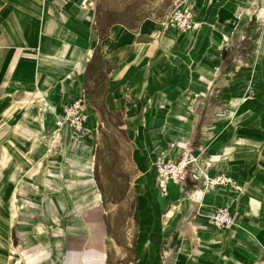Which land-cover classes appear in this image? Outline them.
I'll return each mask as SVG.
<instances>
[{
	"label": "crops",
	"instance_id": "0c3cea01",
	"mask_svg": "<svg viewBox=\"0 0 264 264\" xmlns=\"http://www.w3.org/2000/svg\"><path fill=\"white\" fill-rule=\"evenodd\" d=\"M185 1L198 22L189 31L164 27L151 0H91L88 8L79 0H0V149L15 135L12 144L31 148L39 168L34 175L29 170L34 185L23 205L41 221L13 241L17 263L55 262L51 245L58 238L64 251L66 244L62 217L84 211L95 218L98 250L79 264H264V130L259 137L246 122H229L233 114L243 117V95L236 91L246 89L251 72L264 77V0ZM251 20L260 31L249 37L261 38L254 63L235 46ZM183 86L189 91L181 97L176 92ZM80 95L91 131L74 137L58 120L62 104ZM203 118L208 121L197 134ZM8 119L14 120L9 126ZM103 129L125 142L124 150L112 145L101 159L100 167L111 171L98 182L92 168ZM182 145H206L217 156L214 171L228 172L245 190L221 185L205 193L188 181L184 190L171 184L161 194L153 160L161 151L177 157ZM68 151L74 173L53 172ZM251 159L254 170L244 162ZM18 164L11 166L15 181ZM83 164L89 169L77 168ZM219 203L230 204L234 224L215 225L210 211ZM116 206L131 212L126 230L135 239L127 244L135 254L112 261L105 214ZM75 218L73 231L87 233L86 224L76 229ZM86 239L88 246L93 238ZM6 261L3 256L0 264Z\"/></svg>",
	"mask_w": 264,
	"mask_h": 264
},
{
	"label": "rangeland",
	"instance_id": "374dc122",
	"mask_svg": "<svg viewBox=\"0 0 264 264\" xmlns=\"http://www.w3.org/2000/svg\"><path fill=\"white\" fill-rule=\"evenodd\" d=\"M180 0H151V10L156 12L157 15H160L164 18L166 14H168L171 10V8L174 6L176 2ZM257 6V5H256ZM264 11L261 9V13ZM252 12V10L250 11ZM262 14L261 16H263ZM161 18V19H163ZM258 22L255 20H251L248 23L243 24L244 31L242 34H244L240 39H237L235 41V46L241 47V49L246 50V58L248 63H254L255 61H258V58L260 57L258 54L259 47H260V41L261 38L254 39V35L252 37H249V35L252 34H258L257 32L260 31L258 28ZM262 50L264 51V40H262ZM264 58V56H263ZM251 79L252 81L247 82L246 89L245 87H240V91H236V93H242V118L238 120H234V114L231 117V120L229 119V122L236 121L238 122H246L247 127H251L252 129H255L258 133L257 136H263L260 134V131L264 130V77L260 76V72H251ZM187 86L181 87L176 94L178 96H185V93L188 92ZM200 95V94H199ZM202 95V94H201ZM201 98V97H200ZM5 109V108H4ZM14 120L8 119L6 120L7 126L11 124ZM208 120L206 119H199L197 125H196V133L200 134L204 131L205 123ZM4 122V121H2ZM1 122V123H2ZM105 128H108L106 126ZM15 135L8 136L6 142L8 143L4 149H0V260L3 256L6 257L7 264H11L12 262H15V264H29V263H17L15 259L16 254V246L12 245L13 241H17L20 234L29 233L28 230H31V228L34 227V224H37L41 221V218L36 220V216L33 214L32 209H29L27 206L23 205L26 202V199L24 196H31V189L30 187L33 186V182L31 181L30 174L31 170L35 174L36 171L39 170L37 168L38 166L33 164V155L31 148L26 147L30 151L23 150V148L19 145H13V139ZM264 137V136H263ZM22 139H25V137H22ZM98 139L100 142L97 145L96 149V163L94 167L92 168V171L95 173L96 178L99 182V179L103 178L104 176L110 175V168L108 166H101L103 160L106 156L111 155L112 152V145L118 146L120 149L123 148V143L125 142L123 135L119 134L118 132L112 130H102V134L99 135ZM198 142L195 140L194 145H196ZM12 146V147H11ZM76 146V143L75 145ZM3 147V146H2ZM84 151V150H83ZM81 151V152H83ZM54 152V151H53ZM50 153L51 156L57 157L58 154ZM71 152V151H70ZM121 154V153H120ZM26 157L27 161L24 160ZM68 156L69 151L67 152L65 158L62 160L60 165H57L55 168L57 170L54 171L55 173H74L72 170V167H69L68 165ZM130 158V156L128 155ZM25 158V159H26ZM17 160L19 163V166H22L21 174L17 177L16 181L11 178L12 172L14 171L11 166L13 164V160ZM255 159V158H252ZM250 160L244 162H250L253 163L252 167L254 170V162L255 160ZM249 160V159H248ZM259 161V158L256 159V162ZM17 166V165H16ZM77 168H83V169H89L86 168L83 164L80 167ZM260 168V167H259ZM263 170V169H262ZM27 171V175L26 172ZM260 170L258 171V173ZM42 173V170H41ZM22 175V176H21ZM26 175V176H25ZM5 178V182L3 183ZM120 184H109V187H118ZM124 184L123 186H125ZM17 193V197H15ZM6 194H8V198H6V202L4 200ZM24 195V196H23ZM23 196V197H22ZM22 197V198H21ZM18 202V203H16ZM16 203V204H15ZM7 205L6 208L9 210L7 213H3V206ZM17 207H16V206ZM129 213H131L129 211ZM126 210H124L123 207L116 206L114 209L109 211L107 214H105V219L107 223L109 224V230L107 234V243H108V250H109V256L111 260H118L120 257L125 253H134L135 252L132 249V247L129 244H133V240L135 239V235L133 234V231H127L126 225L130 219V215ZM75 217L80 221V225L76 227V229H82L85 226H89L88 232H84L83 230H79L74 232L73 229H75ZM83 219V220H80ZM137 220H131V226L133 223H136ZM95 218L93 215H88L87 213H84V211H80L78 216H68L64 215L62 217V225H66V244L64 251L60 246H58V238L54 241V243L51 245V255L54 257L55 262H52V264H61V262L66 260H70L71 264H79V261L84 258L85 254H97L98 246L96 245L94 241V233H95ZM42 224H39L41 226ZM54 226L57 225V223H53ZM46 227L45 225H42ZM83 226V227H82ZM69 227V228H68ZM39 228V227H38ZM86 228V227H85ZM24 230V232H23ZM40 231H42L41 228H39ZM86 230V229H85ZM92 237L91 242L88 246H85V243L88 242L86 237ZM30 237V235H29ZM115 240L118 241V245H116ZM129 242V244H127ZM20 249H22L19 246ZM32 248L30 249V251ZM130 250V251H129ZM64 253V255H63ZM61 256V257H58ZM62 256L64 258H62ZM93 264V263H91Z\"/></svg>",
	"mask_w": 264,
	"mask_h": 264
},
{
	"label": "built area",
	"instance_id": "2783aa9c",
	"mask_svg": "<svg viewBox=\"0 0 264 264\" xmlns=\"http://www.w3.org/2000/svg\"><path fill=\"white\" fill-rule=\"evenodd\" d=\"M79 3L83 8H88L92 4L91 0H79ZM160 23L164 27L181 31L198 26L195 8L185 0L176 2ZM62 111L63 115L58 123L69 125L74 137L91 131L89 122L92 115L87 111L84 95L64 102ZM181 147L177 157L169 156L161 151L153 160L152 165L156 171L158 189L161 194H169L171 184L184 190L188 181L193 187H199L205 193L221 185H230L240 192L245 190V187L228 172L214 171L217 156L209 153L206 145L197 147L182 145ZM210 217L218 228L232 225L236 221L229 203L216 204L210 211Z\"/></svg>",
	"mask_w": 264,
	"mask_h": 264
},
{
	"label": "bare ground",
	"instance_id": "6f19581e",
	"mask_svg": "<svg viewBox=\"0 0 264 264\" xmlns=\"http://www.w3.org/2000/svg\"><path fill=\"white\" fill-rule=\"evenodd\" d=\"M189 31V30H188ZM6 213V212H5Z\"/></svg>",
	"mask_w": 264,
	"mask_h": 264
}]
</instances>
